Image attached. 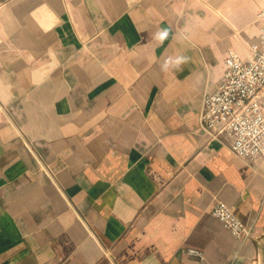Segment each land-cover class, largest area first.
<instances>
[{"label": "crops", "instance_id": "0c3cea01", "mask_svg": "<svg viewBox=\"0 0 264 264\" xmlns=\"http://www.w3.org/2000/svg\"><path fill=\"white\" fill-rule=\"evenodd\" d=\"M263 7L0 0V264H255L264 155L238 156L200 114ZM220 200L248 237L212 213Z\"/></svg>", "mask_w": 264, "mask_h": 264}, {"label": "built area", "instance_id": "2783aa9c", "mask_svg": "<svg viewBox=\"0 0 264 264\" xmlns=\"http://www.w3.org/2000/svg\"><path fill=\"white\" fill-rule=\"evenodd\" d=\"M257 18L260 29L250 45V55L228 49L224 75L217 87L205 92L200 114L204 128L214 134L227 133L232 150L249 161L264 155V7ZM212 213L237 238L251 234V227L225 201H218ZM188 252L203 256V251L195 247Z\"/></svg>", "mask_w": 264, "mask_h": 264}, {"label": "clouds", "instance_id": "9594fccd", "mask_svg": "<svg viewBox=\"0 0 264 264\" xmlns=\"http://www.w3.org/2000/svg\"><path fill=\"white\" fill-rule=\"evenodd\" d=\"M169 30L167 28H162L157 31L154 38L158 39L161 43L168 38ZM188 60L185 56H178L175 60H166L163 65H161L162 70H167L169 65L174 68L179 69L180 66L186 63Z\"/></svg>", "mask_w": 264, "mask_h": 264}, {"label": "water", "instance_id": "95a60500", "mask_svg": "<svg viewBox=\"0 0 264 264\" xmlns=\"http://www.w3.org/2000/svg\"><path fill=\"white\" fill-rule=\"evenodd\" d=\"M258 257L255 264H264V234L258 239Z\"/></svg>", "mask_w": 264, "mask_h": 264}]
</instances>
